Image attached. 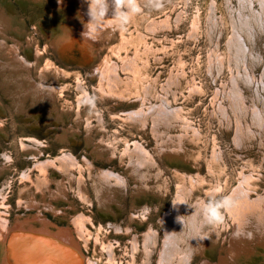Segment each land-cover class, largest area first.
I'll use <instances>...</instances> for the list:
<instances>
[{
  "label": "rangeland",
  "instance_id": "rangeland-1",
  "mask_svg": "<svg viewBox=\"0 0 264 264\" xmlns=\"http://www.w3.org/2000/svg\"><path fill=\"white\" fill-rule=\"evenodd\" d=\"M212 1L215 2L214 15L219 25L217 36L212 35L208 27ZM59 2L4 0L1 6L6 14L15 17L20 24V34L13 35L21 42L20 47L24 46V50L21 49L23 56L32 59L37 43L43 51L42 56L66 70L65 78L61 77L57 82L60 90L52 100L64 117V122L57 124L80 129L79 135L67 136V141L60 142L57 130L50 131L47 123L32 121L29 127L27 119L15 110L0 88V153L9 156V159H0L6 165L0 172V185L5 183L1 186L5 198L0 195V212L4 213L2 216L7 218L8 224L12 226L19 220L25 222L24 226L30 222L39 229L57 231L66 228L73 243L78 245L80 264H88L89 261L95 264H157V251L163 236L159 221L178 194L187 202L183 204L188 206L187 210L192 213L196 209L198 215L202 204L211 195L214 194L216 199L228 196L238 186L242 175H248V182L243 184L249 191V196L245 198L248 205L245 208L241 205L243 211L231 216L225 210L224 220L220 224L207 225L200 222L202 218L199 220L208 243L205 254L195 252L190 264H202L205 256L213 264H264V128L255 127L250 122L251 114L246 108H243L242 113L234 111L235 104L225 97L221 100L227 106V125L226 116L223 117L216 101L217 97H223L227 82L228 87L231 86L226 47L230 35V17L226 0H164L163 7L159 9L148 5L147 0H140L142 11L134 15L126 26L121 27L114 21L100 29L96 43L88 45L93 55L87 62H83V55L72 59L71 52L67 50L63 53L60 48L70 37L65 31V22H70L69 19L73 17L82 19L83 15L76 3L69 5L70 12L64 11L66 13L58 15L56 5ZM234 4L237 7V1ZM108 16L111 17V10ZM58 21L63 25L61 29L57 26ZM27 40H30L29 47ZM260 48L264 56V41H260ZM212 49L219 52L223 62L220 71L217 70V63L212 66V72L209 71ZM128 58L130 67L126 63ZM104 59L117 63V88L112 91L124 95L122 101L114 102L113 98L103 97L96 88L99 80L90 77L88 71L95 70ZM262 70L263 66H256L255 74ZM77 78L86 81L89 97L103 113L106 127V132L102 134L104 141H112L116 152H121L125 139L129 142L138 140L156 160V165L148 166L144 176L143 182L147 186L134 197L131 192L134 181L129 177L130 192L124 194L121 207L112 206L115 213L107 210L104 214L101 211L92 188L87 194L93 202H88L78 195L77 184H73L74 191L70 188L73 181L69 183L65 179L69 186L67 199H51L46 188L39 191L31 183L25 182L22 176L34 164L25 159L28 152L23 151L20 144L23 134L36 136L47 144L41 147V158L55 156L62 149H67L80 160L88 156L98 166L109 167L114 162L116 169L120 167L119 160L115 158L108 161L93 158L84 143V123L75 120L79 115L78 100L81 98ZM241 87L247 96L243 103L248 105L252 93L250 85L241 83ZM136 97L145 98L148 104L164 98L177 113L155 130L150 120L140 128L133 118H112L115 113L126 112L139 105L140 99H134ZM80 106L83 115L84 110L89 108L83 104ZM239 113L255 135L246 131L250 136L244 135L236 143L235 124L238 129ZM115 130H119L121 135L117 143L113 139ZM92 135L99 143L100 133L94 131ZM100 144L104 148V144ZM159 145L177 147L178 153L172 158L166 157L158 148ZM36 172L34 169L31 173L34 179ZM54 176L62 179L59 173L55 172ZM26 184L30 185L31 195L23 190ZM49 186L55 188V183ZM30 197H36L37 201L42 198L51 200L58 211H46L41 204L30 207ZM155 204L159 205L157 210L154 209ZM146 205H149V212L143 210ZM78 214L87 218L84 219L82 234L73 223ZM32 216L39 217V220ZM40 217L46 220L41 221ZM113 222H118L124 230L116 229ZM148 227L155 229L156 239L153 245L150 244L152 251L146 255L143 240ZM7 240V250L16 254L10 264L62 263L58 256H48L47 249L41 248L40 240L15 235H10ZM177 264H183V261Z\"/></svg>",
  "mask_w": 264,
  "mask_h": 264
},
{
  "label": "bare ground",
  "instance_id": "bare-ground-1",
  "mask_svg": "<svg viewBox=\"0 0 264 264\" xmlns=\"http://www.w3.org/2000/svg\"><path fill=\"white\" fill-rule=\"evenodd\" d=\"M69 1L70 0H60L56 5L58 15L66 13L64 11L70 12V6L73 3H76L80 7V13L83 15V18L78 19L73 17L72 19H69L70 22H65V31L69 33L70 37L65 42L62 41L64 42V45L60 48H62L61 50L63 53L67 52V50L71 52L72 59H78V56L83 55V62H87L93 55V50L90 49L88 45H94L100 29L106 28L107 24L114 22V19L110 16L106 17L102 23H100L99 27L93 30L92 24L89 22V17L87 15L88 4L86 0H74L72 3H69ZM236 1L237 7L234 4ZM3 2L4 0H0V88L2 92L11 102L15 110L21 114L22 117L27 119L29 127L31 126L32 121L47 123L50 131L57 130V137L60 142L67 141V136L73 134L79 135L80 129L75 128V126L68 128L64 127V125L60 126V124H57V122H64V117L52 101L55 94L60 90L57 82L61 77L65 78L66 70L52 60L42 56L43 51L37 43L32 59H28L21 54V49L23 48L24 50V46L22 45L23 47H20L21 42L14 38L15 34H20L21 32L20 24H18L15 17L6 14L1 9ZM214 4L215 2L212 1L208 17V27L211 34L217 36L219 25L218 19L214 15L216 14L214 13ZM256 4H258L259 8H256ZM226 8L230 17V35L226 47L228 48L227 57L231 86L228 87L227 82L225 87L227 90H223V97H217L216 101L218 102V109L223 117L226 116L228 123L227 106L224 105L221 100L226 97L229 101L235 104L234 111L241 112L243 108H246L251 114L250 122L255 127L263 129L264 56H262L260 41H264V0H226ZM58 23L59 25L57 26L61 29L63 25L59 21ZM192 24L195 25V22ZM32 36L33 34L31 37ZM30 45V40H27V47ZM210 51L208 63L210 68L209 71L212 72L214 68L212 66L216 63L219 65L217 70L220 71L221 67L224 66L220 54L215 49ZM215 56L216 59H214ZM128 59L126 60V63L128 67H130L131 61L130 58ZM79 60H81V57ZM83 62L79 61L81 64ZM258 65L263 66V70L261 73L255 74V67ZM117 68V63L115 61L111 62L110 60L104 59L101 65L97 66L95 70L92 69L88 71L90 77H95V79L97 78L99 80L96 88L101 92L102 96L113 98L114 102H119L120 100L122 101V99H125L124 95L119 93L116 94L112 91V89L117 88ZM97 74L99 75L97 76ZM77 79V86L81 93V98L78 102L81 105L83 104L85 108H89L84 110L82 115L80 113L82 106L79 104L77 109L79 115L78 118L75 119L76 121H82L84 123L86 131L84 143L89 148L88 151L92 153L93 158H102L107 161L115 158L116 161L119 160L118 164L120 167L116 169L117 166L114 162H112V166L109 167L107 165L98 166L94 160L90 159L88 156H83L82 160H80L67 149H62L55 156L41 158V147L47 146V144H44V141L36 136L23 134L24 137L20 139V144L23 151L28 152L26 153L25 159L30 160L31 163L34 164L33 168L31 169V166L28 167V169L22 173V176L23 179L26 180L25 182L31 183V185L35 186L39 191H44V188H46L51 199L63 198L66 200L67 193H69L68 182L71 183V181H73L70 188L76 191L74 185L77 184L78 195L88 202H93L87 194V192L91 191L90 188H92L93 194L96 197V202L101 211L104 213V211L109 210L112 213H115L112 206L121 207V199L124 194L130 192V183L128 182L129 177L134 181L133 187L131 188L134 197V195H138L139 192H143L144 187L147 186L143 182V179L145 178L144 176L148 166L156 165V160L153 157V154L138 140L129 142L128 139H125V146L121 152H116L112 141H104L102 134L106 132V127L104 126L103 113L89 97V91L86 88L88 84L86 81H82L80 78ZM241 83H244L247 86L250 85L252 93L250 94V100L248 99V105H244L243 103L244 99H247V96H245L242 91ZM134 99H140L139 105L126 110V112L121 111V113H115L112 115V118L114 120L127 119L128 117L133 118L135 119V123L139 124L138 127L140 128L146 125L150 120L153 130H155L156 127L163 122H169L168 118L177 113L170 105H168L164 98L159 99V102H150L149 104L143 97H136ZM169 109L175 112H172ZM52 111H55V113ZM241 113H239L237 120L238 129L235 124L236 130L234 140L236 143H238L244 135L247 137L250 136L246 131L255 135L249 130L248 124L244 121ZM227 125H229V123ZM94 131L100 133L99 136L101 137L99 143L96 142V138H93L92 133ZM119 133V130H115L113 133V139L116 143L121 139ZM48 139L50 141L52 140L50 138ZM100 143L104 144V148ZM107 148H109V151H107ZM158 148L164 152L163 154L166 157L172 158L178 153V150L176 149L177 147L170 148V146L159 145ZM0 159L6 160L9 159V156L6 153H0ZM5 167L6 165H3L0 162V172ZM34 169L38 171V173L36 172L35 179L31 176L32 170ZM55 172L61 174L62 179H57L54 176ZM249 178L248 175H242V179L239 181L238 186L230 193H236L238 196L239 193H244L243 196H239L237 206L231 210H227L231 216L243 211L241 205L244 208L248 205L245 203V198L249 196V191L244 188L243 184L248 182ZM65 179H67L68 182H66ZM52 183H55V188L49 186V184ZM4 184L5 183L2 185L4 186ZM2 185H0V195L1 197H4V192L1 188ZM23 190L25 193L30 194V185L26 184L23 187ZM84 197H86V199ZM181 197L182 196L179 194L175 197L172 206L165 214H163L159 221L162 227L163 236L161 239V245L157 251V264H171V262L177 264L179 261H183V264H190L191 258L195 252L205 254L208 242L206 235L202 232L203 227L200 223L202 220L199 222L195 219L198 212L196 209L190 213V211L187 210V205L178 204L184 202ZM30 202V207H37V205L41 204L40 206L46 211H53L55 213L58 211L54 203L46 198L37 201L36 197H30ZM2 205H4L3 202ZM158 206V204H155L154 209L157 210ZM143 210L149 212V205H146ZM2 214L4 213L0 212V264H10V261L16 257V254H13L6 248V243L8 241L7 238L10 237V235H15L16 237L21 238L32 237V239L42 241V244L44 243L46 247L41 244V248L47 249L46 253H48V256H52L53 254L60 258L62 263L57 262L58 264H80V253L77 251L78 245L73 243L66 228L63 230L62 227L57 231L46 230L45 228L39 229L30 222L27 226H24L25 224L23 223L25 222L19 220L10 226L7 218L2 216ZM32 218L39 220V217L37 216H32ZM40 218L41 221L46 220L42 217ZM85 218L86 217L83 214H78L73 219L77 231L81 234L83 233ZM161 221L163 223H161ZM113 225L116 229H123L121 225L119 226L118 222H113ZM126 230H128V227H126ZM154 230L153 228L148 227L147 232L144 233L143 242L147 249L146 255L152 251L150 244L153 245L154 240L156 239ZM26 234H28V236H26ZM158 235L159 234H157V236ZM204 237H206V239ZM184 245L186 248H184ZM230 251L235 252L231 249ZM53 259L55 258L53 257ZM23 263H25V260ZM88 264H95V262L89 261ZM202 264L213 263L205 256Z\"/></svg>",
  "mask_w": 264,
  "mask_h": 264
},
{
  "label": "clouds",
  "instance_id": "clouds-1",
  "mask_svg": "<svg viewBox=\"0 0 264 264\" xmlns=\"http://www.w3.org/2000/svg\"><path fill=\"white\" fill-rule=\"evenodd\" d=\"M86 2L88 4L87 15L93 30L99 27L100 23L108 17L110 10L111 17L121 27L126 26L134 15L142 11L140 0H86ZM163 3L164 0H147V4L155 9L163 7ZM243 195V192L239 193V196ZM239 196L233 193L221 199H216L214 194L211 195L209 199L202 204L200 212L195 219L199 221L202 218V222L207 225L222 223L224 220V211L236 207ZM178 204H187V202L185 201ZM161 223L163 222L161 221ZM237 235H239V233H237ZM204 238L206 239V237Z\"/></svg>",
  "mask_w": 264,
  "mask_h": 264
}]
</instances>
